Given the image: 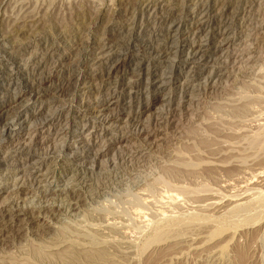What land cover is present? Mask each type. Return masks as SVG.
I'll return each mask as SVG.
<instances>
[{"label":"rangeland","instance_id":"obj_1","mask_svg":"<svg viewBox=\"0 0 264 264\" xmlns=\"http://www.w3.org/2000/svg\"><path fill=\"white\" fill-rule=\"evenodd\" d=\"M0 70V264H264V0H0Z\"/></svg>","mask_w":264,"mask_h":264},{"label":"bare ground","instance_id":"obj_2","mask_svg":"<svg viewBox=\"0 0 264 264\" xmlns=\"http://www.w3.org/2000/svg\"><path fill=\"white\" fill-rule=\"evenodd\" d=\"M154 4L153 3H148L147 5H146V8L147 9H150V8H152V6H153ZM155 8V7H154ZM22 9V8H21ZM199 11H198V14H197V18H198V20L197 21H200V23L202 22V20H203V18L206 16V14L208 13V11L210 10L209 9V6L208 5H201L200 7H199V9H198ZM175 20V19H174ZM196 21V22H197ZM204 21V20H203ZM167 22L169 23V25H168V23H167V35H168V42H169V44H168V46L165 48V49H162V53L164 54V53H167L169 50H171L172 49V32L173 33H175V32H177L179 29V27L178 26H176V24H174V22L169 18V20H167ZM203 23V22H202ZM145 24V23H144ZM148 24V23H147ZM207 23H205V25H206ZM204 25V26H205ZM132 26V25H131ZM129 28V27H128ZM133 28V27H132ZM134 28H136V27H134ZM199 28V27H198ZM133 31H131V32H133V34H135L136 36H137V34L139 33L138 32V30H134V29H132ZM141 30V31H140ZM140 32H143V30L140 28ZM171 34V35H170ZM171 36V37H170ZM140 37V36H139ZM130 38H132V37H130ZM129 38V39H130ZM142 39V38H141ZM135 41V38L134 39H132V42H131V44L129 45V43H128V45L129 46H126L127 48H130V47H134V42ZM137 41V40H136ZM135 41V42H136ZM125 44V43H124ZM123 44V45H124ZM127 45V44H126ZM54 46V45H53ZM122 46V45H121ZM125 46V45H124ZM143 46V45H142ZM146 46H148V45H145L144 47H146ZM117 47V46H116ZM120 47V46H119ZM150 47V52H152V53H157V52H159V50L161 51V49H159V48H157V47H154V46H149ZM46 49V48H45ZM116 49V48H115ZM118 50L120 49V48H117ZM125 49V48H124ZM157 49H159V50H157ZM117 50V51H118ZM175 50V49H174ZM177 50V49H176ZM53 51V50H52ZM116 52V51H115ZM148 52V51H147ZM175 52V51H174ZM52 53V52H51ZM160 53V52H159ZM117 54V53H116ZM52 56V55H51ZM117 55H115V57H116ZM179 56H180V53H179ZM118 58H115V61H117L118 62V60H117ZM192 59V57H191V55H189V56H187V57H184L183 58V64H184V62L185 61H190ZM43 60V59H42ZM112 60H114V59H112V57L109 59V62H112ZM13 62V61H12ZM40 62V61H39ZM115 63V62H114ZM16 64V63H15ZM116 64V63H115ZM45 65V64H44ZM110 65V64H109ZM108 65V66H109ZM112 67V66H111ZM110 67V68H111ZM116 67V66H115ZM110 68H109V70H110ZM35 70H36V75H37V78L35 77V79L33 80V81H31L30 79H28V78H26V77H23V75L17 70V71H14V75H15V77L17 76L18 77V80L19 81H17L16 79V81L15 80H12V82L10 83H8V88L9 87H12L13 85H18V86H20V87H23V88H30L29 90H31V91H33L34 93H37V95L38 94H40L41 96H42V94L43 95H45L43 92H45L43 89H41V85L43 84V82H45L46 80H45V78L43 77V75L42 74H44V73H41L42 71H43V63H39V64H37L36 65V67H35ZM111 70H112V68H111ZM1 71V70H0ZM21 71V70H20ZM110 72V71H109ZM16 77V78H17ZM78 78V77H77ZM13 79V78H12ZM79 79H75V81H74V75L73 74H71L70 76H66V77H64V78H62L56 85H54V87H53V92L55 93V96H56V94L57 95H59V96H66V95H68L69 94V92H70V90H71V87H72V85H73V83L74 82H77ZM10 81V80H9ZM26 90V89H25ZM43 90V91H42ZM52 92V93H53ZM54 98V97H53ZM56 98V97H55ZM112 98V97H111ZM56 101V100H55ZM71 106V105H70ZM69 106V107H70ZM61 108V107H60ZM70 110V109H69ZM72 110V109H71ZM62 111H64V110H59L58 111V117L62 114ZM175 114H174V112L172 111V113H171V116L173 117ZM159 116V115H158ZM157 116V117H158ZM154 117H156V116H154ZM153 117V118H154ZM156 117V118H157ZM161 116H159V118H160ZM155 118V119H156ZM99 119V118H98ZM157 120V119H156ZM155 120V121H156ZM257 120V119H256ZM133 121H135V118H134V120ZM136 121H138V122H140V120H139V117H136ZM64 123V122H63ZM136 124V123H135ZM138 124H140V123H138ZM0 127H1V131H2V133H3V135H2V139L3 140H6L7 142L9 141V139L11 138V136H12V131H10V129L8 128V122H4L2 125H0ZM152 130V129H151ZM152 132H150L149 130H148V128H144L139 134L140 135H145L146 137H148V139L149 138H151L152 137V134H151ZM232 134V133H231ZM217 135V134H216ZM262 136V135H261ZM232 137V136H231ZM229 140V139H228ZM253 141V143H252V146L255 148V149H263L264 148V137H260L259 139H255L254 138V140H252ZM250 142H251V140H250ZM251 144V143H250ZM23 145L24 144H22L21 145V148L23 147ZM191 145V144H190ZM206 145V144H205ZM213 145V144H212ZM248 146V145H247ZM207 147V146H206ZM240 147V146H239ZM190 148V147H189ZM201 148V147H200ZM209 148V147H208ZM211 148V147H210ZM25 150H26V147L24 148ZM29 150V149H28ZM188 150V149H187ZM203 150H204V148H203ZM205 151H207V155L204 157V158H214L216 155H218V152H217V150L215 151V150H204V152ZM227 151V150H226ZM238 152V151H237ZM254 152V151H253ZM86 154V153H85ZM98 154V153H97ZM191 154V153H190ZM95 155V154H94ZM197 155V154H196ZM226 155V154H225ZM198 157H196V159H198L199 160V158L201 159V155H197ZM233 155H227V156H222V157H217V158H214L215 159V161L217 160V161H221V162H224V161H226L227 159H229V158H231ZM235 156V155H234ZM96 157H97V155H96ZM238 157H240V156H238ZM203 158V157H202ZM2 158H0V165L2 164V162H3V160H1ZM262 159V158H261ZM195 160V159H194ZM264 160V159H263ZM262 160V161H263ZM258 161H260V160H258ZM33 162V161H32ZM200 162V161H199ZM178 163V162H177ZM198 163V162H197ZM255 164V163H254ZM192 166V165H191ZM204 167V166H203ZM201 167V168H199V169H201L202 171H204V172H208L207 173V175H209V174H211V173H213V172H215L216 171V173H217V170L218 169H220V171L222 172H219V174L221 173L222 175L224 174V176H226L227 177V179H229V177H232L233 175L232 174H230L231 172L233 173V170L234 171H236L237 170V166L235 167L234 165L233 166H229V167H220V166H218V165H214V166H208V167ZM261 167V166H260ZM262 168V167H261ZM185 171V170H184ZM193 171H194V169H193ZM196 171H197V169H196ZM202 171L200 172V173H202ZM240 171V170H239ZM261 171V170H260ZM191 172V171H190ZM199 172H196L197 174H199ZM203 172V173H204ZM238 172V171H237ZM187 173V172H186ZM189 173V172H188ZM195 173V172H194ZM193 173V174H194ZM206 173H205V175H206ZM253 173V172H252ZM255 173V172H254ZM169 174V173H168ZM192 174V173H191ZM241 174V173H240ZM204 175V174H203ZM244 175V174H243ZM190 177V176H189ZM211 177V176H210ZM248 179V183H251V184H254V185H257V184H260V183H262V185H264V170H262L261 172H259V173H255V174H253L251 177L249 176V177H247ZM231 179V178H230ZM220 181V180H219ZM225 181H226V179H225ZM224 181V182H225ZM234 181V180H233ZM244 182H247V181H244ZM238 184V183H237ZM169 187V186H168ZM180 189V188H179ZM252 189V188H251ZM175 190V189H174ZM236 190V189H235ZM182 191V190H181ZM180 190L178 191V193L179 192H181ZM185 191V190H184ZM190 191V190H189ZM173 192V191H172ZM176 192V191H175ZM177 193V194H178ZM183 192H181V194H182ZM168 194V193H167ZM173 194V193H172ZM184 194V193H183ZM238 194V193H237ZM173 195H175L176 196V193L175 194H173ZM173 195H171V196H173ZM180 195V194H179ZM234 195H236V194H233V195H230L229 197L230 198H227L225 201H222V202H220L219 203V201H217L216 203H212V205L213 204H216L215 206H213V208H217V206H219L220 208L221 207H224L225 205L226 206H228V204H230L231 202H233V200H231V198L234 196ZM254 195V194H253ZM181 196V195H180ZM180 196H176L175 198H177V197H179V199H180ZM168 197V196H167ZM201 197V196H200ZM200 197L198 198V200L200 199ZM174 198V199H175ZM196 198V199H197ZM202 198V197H201ZM245 198V197H244ZM160 199V198H159ZM164 199V198H163ZM178 199V200H179ZM194 199V198H193ZM202 199H204V197L202 198ZM201 199V200H202ZM177 200V201H178ZM217 200V199H216ZM219 200H220V198H219ZM224 200V199H223ZM164 201V200H163ZM200 201V200H199ZM225 202H227V203H225ZM176 203V202H175ZM209 204V203H208ZM211 204V203H210ZM187 207V206H186ZM209 207V206H208ZM188 208V207H187ZM237 208H240V207H237ZM207 209V208H206ZM210 209V208H209ZM212 209V208H211ZM246 209V208H245ZM213 210V209H212ZM240 210H241V208H240ZM247 210V209H246ZM245 210V211H246ZM242 211H243V209H242ZM238 212V211H237ZM256 212V211H255ZM214 213V212H213ZM239 213V212H238ZM162 214H163V212H162ZM231 214V213H230ZM242 214V213H241ZM243 214H244V211H243ZM236 215V214H235ZM247 215V214H246ZM249 216H250V214H249ZM256 216V215H255ZM255 216H253V217H255ZM145 217V216H144ZM241 217V216H240ZM243 217V216H242ZM244 217H245V215H244ZM148 218V217H147ZM240 219V218H239ZM243 219V218H242ZM249 219H251V218H249ZM255 219V218H254ZM244 221H246V220H244ZM220 222V221H219ZM218 222V223H219ZM235 223V222H234ZM221 224V223H220ZM233 224V223H232ZM234 225V224H233ZM221 226V225H220ZM219 226V227H220ZM223 226V225H222ZM222 226H221V228H222ZM208 227H209V225H208ZM157 228V227H156ZM216 228V227H215ZM215 228H214V230H215ZM218 228V227H217ZM216 228V229H217ZM187 229V228H186ZM209 229V228H208ZM213 230V231H214ZM222 230V229H221ZM225 230V229H224ZM198 231V230H197ZM255 231V230H254ZM158 232V231H157ZM176 232V231H175ZM193 232V231H192ZM162 233H164V232H162ZM161 233V234H162ZM165 233H166V231H165ZM174 233V232H173ZM187 233V232H186ZM213 233V232H212ZM210 234V233H209ZM214 234H216L215 233V231H214V233L212 234V235H214ZM154 235H155V233H154ZM173 235V234H172ZM155 236H157V237H155V239H156V241H159L162 237L160 236V238L158 237V234L157 235H155ZM169 236V235H168ZM171 236V235H170ZM217 236H219V235H217ZM153 237V236H152ZM172 237V236H171ZM212 237V236H211ZM242 237V236H241ZM154 238V237H153ZM163 238H164V236H163ZM209 238V237H208ZM94 239V238H93ZM153 240V239H152ZM164 240V239H163ZM154 241V240H153ZM152 241V242H153ZM149 242V241H148ZM151 242V241H150ZM203 243V242H202ZM146 244V243H145ZM168 247V246H167Z\"/></svg>","mask_w":264,"mask_h":264}]
</instances>
